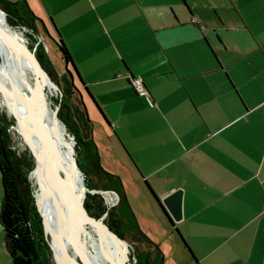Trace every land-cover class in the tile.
I'll return each mask as SVG.
<instances>
[{"label":"crops","instance_id":"0c3cea01","mask_svg":"<svg viewBox=\"0 0 264 264\" xmlns=\"http://www.w3.org/2000/svg\"><path fill=\"white\" fill-rule=\"evenodd\" d=\"M27 2L37 36L57 50L62 39L72 56L75 95L93 138L105 131L112 173L131 172L146 198L144 182L159 200L183 190L181 221L160 210L199 264H264V0ZM116 102L109 123L98 107Z\"/></svg>","mask_w":264,"mask_h":264},{"label":"trees","instance_id":"16d2710c","mask_svg":"<svg viewBox=\"0 0 264 264\" xmlns=\"http://www.w3.org/2000/svg\"><path fill=\"white\" fill-rule=\"evenodd\" d=\"M0 9L6 13L10 25L27 32V38L31 39L27 40L30 47L36 49V55L52 80L61 88L62 102L58 116L76 142L77 163L86 176L84 205L88 213L97 220L102 219L123 240L130 236L133 242L146 247L142 249L129 246L133 264H164V253L160 246L138 223L121 177L107 171L101 164L98 147L93 138V123L83 102L75 95L77 88L71 81L70 72L66 70L61 79H58L43 44L40 43L35 48L33 43H37V22L40 19L31 10L27 0H0ZM56 45L62 61L67 65L71 64L78 74L64 41L60 39ZM15 116L17 118L15 113L10 116L0 107V178L4 194L0 221L5 233L7 253L13 264H56L29 179L34 168L33 157L15 129ZM91 174L103 183L102 186L93 181ZM143 189L152 201L159 204L157 195L147 182H144ZM102 191L115 192L119 197L118 205L109 207ZM122 250L125 251L123 246ZM124 258L128 264V255L125 252Z\"/></svg>","mask_w":264,"mask_h":264},{"label":"bare ground","instance_id":"6f19581e","mask_svg":"<svg viewBox=\"0 0 264 264\" xmlns=\"http://www.w3.org/2000/svg\"><path fill=\"white\" fill-rule=\"evenodd\" d=\"M5 22L6 18L0 10V25ZM54 88L56 87L52 83L34 80L27 59L11 42L0 35V93L4 99V106L9 108V112L12 108L16 113L18 128L24 134L29 131L26 126L29 105L37 103L42 90L46 92L44 99L37 104L36 123L31 131L38 151L45 157V163L43 170L32 173L31 177L40 185V191L38 190L36 195L40 206L46 209L49 193L47 189L44 191V187L52 186L53 162L55 158L59 161L64 200L60 207L56 206L53 216H50L49 227L54 229L56 225L63 224L62 208L72 216L65 236L66 248L71 259L65 264H110V260L112 264H125L121 241L117 240L101 221L89 223L92 227L90 228L78 205L83 200L84 187L82 174L74 162V144L59 119L55 114L52 116L51 106L46 100L48 94H53Z\"/></svg>","mask_w":264,"mask_h":264},{"label":"water","instance_id":"95a60500","mask_svg":"<svg viewBox=\"0 0 264 264\" xmlns=\"http://www.w3.org/2000/svg\"><path fill=\"white\" fill-rule=\"evenodd\" d=\"M1 12L3 13L4 17L6 18V22L3 25H0V35L6 38L9 42H11L21 53L22 55L27 59L29 62L32 72L34 75V80L40 81L44 80L47 83H52L55 85L57 90H59V86L52 80L51 76L47 72L46 68L44 67L43 63L40 61L38 56L36 55V52L34 49H32L27 41L26 38H24L19 32H17L12 25L7 20L6 13L0 9ZM41 23L44 24V22L41 20ZM45 26V25H44ZM67 70L70 72L71 76V81L73 83L74 79V73L75 70L73 66L70 67V69L67 68ZM74 84V83H73ZM1 92V90H0ZM46 95L45 90L41 91V94L39 95V98L37 99V103L34 102L33 104L29 105V109L27 111L26 115V122H27V129L29 130L28 133L21 131L18 128V120L16 116L14 117L16 119V130L18 133L23 137L27 148L29 149L30 153L32 154L33 161H34V168L30 172V179H32L31 175L34 172H40L44 168V160L45 157L40 153L37 149L36 143L33 138L32 134V129L34 126L35 121V111L37 104H39L43 99L44 96ZM84 104V103H83ZM84 107L87 111V108L84 104ZM101 114H103L106 118V121L109 123L111 122H116L119 116L120 108H121V102H116L112 104L105 105L103 107H98ZM59 112V106L55 109V117L59 118L58 116ZM88 114V113H87ZM68 136L70 137V134L68 133ZM74 152V162L76 167L79 169V171L82 174V185L84 187V199L86 197V186H85V174L79 167L77 163V158H76V150L75 147L73 149ZM59 161L55 158L53 162V175H52V186L49 187H44V191L46 192V189L48 190V207L45 209L44 207L40 206L38 202L37 195L35 194L36 198V205L38 207L39 213L42 217L43 225H44V233L46 238L49 240L54 260L56 261L57 264H65L66 261L70 260L71 257L68 253V250L66 248V241H65V236L67 234V231L69 230V225L71 222L72 216L68 213V211H64L62 208V217H63V224L62 225H56L54 229L49 227L50 224V216H53L54 214V209L56 206L60 207L63 200V192L61 188V180L59 176ZM39 184V183H38ZM40 186V185H39ZM42 191V189H41ZM84 199L78 203L79 207L82 209L83 216L87 220L88 223L93 224L95 221H97L96 218L92 217L89 213L88 210L86 209L84 205ZM61 203V204H60ZM159 205L160 209H162L167 215L169 216L170 223L174 225L175 222H179L183 218V190L182 189H177L171 192L169 196L166 198L159 200ZM99 221H103L100 219ZM104 222V221H103ZM55 225V224H54ZM104 225L108 229L110 233H112L115 238L121 242H123L126 247L127 251L129 253V248L125 241L116 233L114 230L109 227L105 222ZM60 226V227H59ZM176 235L178 236L182 246H186V241L178 231L176 230ZM55 243V245H54ZM186 249L188 251V254L193 257V253L191 249L186 246ZM129 256V255H128ZM129 259V257H128ZM195 264H199L198 260L195 258L194 259Z\"/></svg>","mask_w":264,"mask_h":264},{"label":"rangeland","instance_id":"374dc122","mask_svg":"<svg viewBox=\"0 0 264 264\" xmlns=\"http://www.w3.org/2000/svg\"><path fill=\"white\" fill-rule=\"evenodd\" d=\"M15 30L17 32H19L24 38H27V32L24 29L17 28ZM41 38H42V40H40V38L37 36V43L36 42H34V43L32 42V43L35 45V48H37V46L43 42L42 44L44 45L46 54L49 57L53 67L56 70L58 79H61V76L66 72L65 71V63L61 60V56H60L54 42L51 39L47 38L45 34H41ZM27 40L31 41L30 38L29 39L27 38ZM30 75L32 76V73H30ZM47 96L48 97L46 98V100L48 101V103L51 106L52 116H53L55 114V109L58 106L60 109V105L62 102V93H61L60 86H59V90H57V88H54L53 94L51 93L50 95L48 94ZM0 107L2 109H4L5 112L7 111V113L10 116H12V114L15 113L12 108L10 109L11 112H9V108H6L4 106V99L1 95V93H0ZM90 120L92 121L91 118H90ZM59 121L64 126L63 122L61 120H59ZM99 133H101V135L96 133V135H94V138H95L96 145L99 146L98 148L100 149L101 154L104 157L106 170H109V172H111V173L115 170L120 171V169L118 167H115L112 164L113 154H112V151L110 149V146L108 145V142L105 141V139H106L105 138V131L101 128V126H100ZM67 134H68V131H67ZM112 134L114 135V133H112ZM70 140L74 144V147H75L76 142H75L74 138L71 136V134H70ZM110 170H112V171H110ZM123 170L125 172H127V169H123ZM133 171H134V173H136L135 170H133ZM134 173L132 174L133 176H135ZM127 174H128V177L126 179L123 178L122 180H123L126 192H129L132 196V198H131L132 203L130 202V200H129V202L131 204V207L133 209V212H134L138 222H141L142 224H144V226L146 228H148V230H152V231H150V232H152L150 234H152V235L154 234V236H156L155 242L160 246L161 250L164 253V264H182L181 260L184 257H188V259H189L190 255L188 254V252H186L184 250V248L181 245V242H180L179 238L176 236V234L175 233H174V235L170 234V230L169 229L167 230L168 224L165 225V222L167 223V220L162 215V213H161L162 211L160 210V208L156 206V204L152 201L151 198H149V196H147V198H146V196L143 194L141 188L135 183V179L131 176V172H127ZM91 177L93 178V181L97 185L102 186L103 183L101 181H99L98 178H95L93 176V174H91ZM85 178H86V176H85ZM29 179H30V174H29ZM30 181H31L32 187L34 188V196H35V194H38V192L40 191V188H39L38 182L36 180L30 179ZM101 193L103 194L105 202L107 203V205L109 207H113V206L118 205V201H119L118 195L113 194V193H106V191H102ZM138 194H139V197L141 195L140 199L139 198L137 199L134 196V195H138ZM2 199H3L2 182H1V178H0V213L2 210ZM82 199H84V192L82 194ZM151 203H153L156 210H153L152 206H150ZM159 219L162 221V224H160L161 222L159 221ZM101 222L104 223L103 221H101ZM86 223H87V225H89V223L87 221H86ZM89 227L92 228L90 225H89ZM140 227L143 230V227L141 225H140ZM146 234L148 235L147 232H146ZM148 236L150 237V235H148ZM4 239H5V233L3 231V228L1 226V221H0V264H7L8 262H10V258L8 256V253H7V255L5 254L6 247H5ZM124 241L127 244L128 248H129V246H133L134 248L139 247L142 249L146 248L144 245H142L140 243L133 242V240L131 239L130 236H128L127 239ZM121 244L125 250V251L122 250V254H123V258H124V252L127 255H129L130 252L128 253L127 247L124 243H121ZM129 251H130V249H129ZM128 257H129L128 264H133L134 262H131L130 255ZM124 262H125V258H124ZM110 264H112L111 260H110ZM125 264H126V262H125Z\"/></svg>","mask_w":264,"mask_h":264},{"label":"built area","instance_id":"2783aa9c","mask_svg":"<svg viewBox=\"0 0 264 264\" xmlns=\"http://www.w3.org/2000/svg\"><path fill=\"white\" fill-rule=\"evenodd\" d=\"M40 38V37H39ZM41 40V38H40ZM131 83L134 87V89L137 91L138 94H141V95H146L147 94V91H146V88L142 82V80L140 79H137V78H134L131 80ZM106 193H113V194H116L115 192L113 191H106ZM117 195V194H116Z\"/></svg>","mask_w":264,"mask_h":264}]
</instances>
